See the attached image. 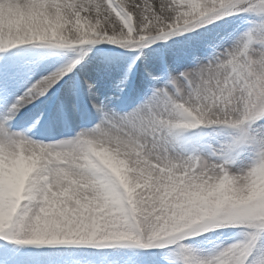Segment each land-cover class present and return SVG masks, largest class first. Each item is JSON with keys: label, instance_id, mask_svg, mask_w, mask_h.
Returning <instances> with one entry per match:
<instances>
[{"label": "snow or ice", "instance_id": "obj_1", "mask_svg": "<svg viewBox=\"0 0 264 264\" xmlns=\"http://www.w3.org/2000/svg\"><path fill=\"white\" fill-rule=\"evenodd\" d=\"M0 264H264V0H0Z\"/></svg>", "mask_w": 264, "mask_h": 264}, {"label": "rangeland", "instance_id": "obj_2", "mask_svg": "<svg viewBox=\"0 0 264 264\" xmlns=\"http://www.w3.org/2000/svg\"><path fill=\"white\" fill-rule=\"evenodd\" d=\"M236 232V229H223L221 230L220 239L224 240L225 242H228L235 236Z\"/></svg>", "mask_w": 264, "mask_h": 264}]
</instances>
